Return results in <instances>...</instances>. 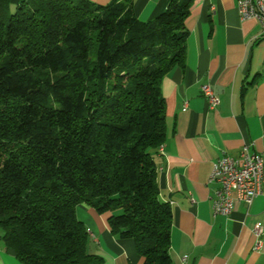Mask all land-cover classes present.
Returning <instances> with one entry per match:
<instances>
[{"label": "trees", "instance_id": "obj_1", "mask_svg": "<svg viewBox=\"0 0 264 264\" xmlns=\"http://www.w3.org/2000/svg\"><path fill=\"white\" fill-rule=\"evenodd\" d=\"M190 3L141 21L132 0H0V240L19 262L101 264L75 214L84 203L142 264H171L151 149Z\"/></svg>", "mask_w": 264, "mask_h": 264}, {"label": "crops", "instance_id": "obj_2", "mask_svg": "<svg viewBox=\"0 0 264 264\" xmlns=\"http://www.w3.org/2000/svg\"><path fill=\"white\" fill-rule=\"evenodd\" d=\"M168 1L132 0V10L147 21ZM184 24L183 66H174L159 84L165 138L151 149L158 199L172 214L171 264H264V233L253 251L251 231L256 222L264 228V193L250 206L235 203L228 216L213 215L217 184L208 183L211 165L223 153L237 156L246 143L254 151L264 149V28L240 19L235 0H191ZM202 84L219 99L214 109L208 108ZM75 214L91 232L87 251L101 257V264H142L131 239L110 233L108 213L81 203ZM0 264H23L1 240Z\"/></svg>", "mask_w": 264, "mask_h": 264}, {"label": "built area", "instance_id": "obj_3", "mask_svg": "<svg viewBox=\"0 0 264 264\" xmlns=\"http://www.w3.org/2000/svg\"><path fill=\"white\" fill-rule=\"evenodd\" d=\"M235 1L240 19L256 20L264 28V0ZM200 90L208 108L214 109L219 99L211 86L202 84ZM208 183L217 184L211 205L213 215L228 216L237 202L250 206L256 196L264 193V149L254 151L252 145L246 143L237 156L223 153L212 163ZM251 231L254 236L252 250L258 251L264 228L256 222ZM87 232L91 235L89 230Z\"/></svg>", "mask_w": 264, "mask_h": 264}, {"label": "rangeland", "instance_id": "obj_4", "mask_svg": "<svg viewBox=\"0 0 264 264\" xmlns=\"http://www.w3.org/2000/svg\"><path fill=\"white\" fill-rule=\"evenodd\" d=\"M13 10H14V6L13 7H9L8 10H7V13L9 14V13L13 12Z\"/></svg>", "mask_w": 264, "mask_h": 264}, {"label": "bare ground", "instance_id": "obj_5", "mask_svg": "<svg viewBox=\"0 0 264 264\" xmlns=\"http://www.w3.org/2000/svg\"><path fill=\"white\" fill-rule=\"evenodd\" d=\"M159 151H162V148L161 147H159Z\"/></svg>", "mask_w": 264, "mask_h": 264}]
</instances>
